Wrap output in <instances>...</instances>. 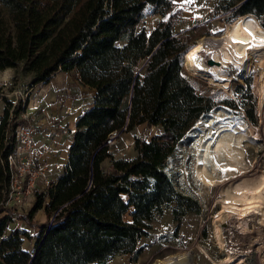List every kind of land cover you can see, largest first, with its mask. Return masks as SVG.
Here are the masks:
<instances>
[{
	"label": "trees",
	"instance_id": "obj_1",
	"mask_svg": "<svg viewBox=\"0 0 264 264\" xmlns=\"http://www.w3.org/2000/svg\"><path fill=\"white\" fill-rule=\"evenodd\" d=\"M0 3L8 14H0V72L22 68L35 86L48 84L59 72L77 71L82 83L97 91L92 110L77 122L65 172L47 192L37 194L29 212L30 224L41 210L47 218L32 252L23 248L24 239H33L27 232L6 235L13 216L0 205V264H106L119 255L137 259L143 253L139 241L170 206L178 234L185 217L201 212L199 202L179 192L166 171L180 142L218 108L234 113L243 109L257 123L252 77L245 87L235 86L231 98L219 91L199 93L184 73L185 63L189 66L211 51L222 36L188 44L175 35L172 18L160 21L150 33L139 29L149 8L165 17L173 7L171 0ZM218 9L228 14L229 24L251 16L264 30V0H220ZM191 72L224 89L232 83L231 77L206 68ZM0 97L5 102L0 120L1 203L7 185L2 161L14 146L7 131L27 123L20 119L27 108L22 102L14 107L3 87ZM143 124L162 131L150 140L138 138L134 158L114 160L104 170L102 164L110 157L104 146L108 136ZM131 209L132 220L127 222ZM242 264H258L255 254Z\"/></svg>",
	"mask_w": 264,
	"mask_h": 264
},
{
	"label": "rangeland",
	"instance_id": "obj_2",
	"mask_svg": "<svg viewBox=\"0 0 264 264\" xmlns=\"http://www.w3.org/2000/svg\"><path fill=\"white\" fill-rule=\"evenodd\" d=\"M171 1L173 7L165 17L157 14L154 8H149L139 29H145L150 33L160 21L172 18L175 21V35L183 37L188 44L197 45L204 38L222 36L211 51L189 66L185 63L184 73L195 83L199 93L207 94L209 90L219 91L231 98L234 97L235 86L245 87L246 80L252 77L251 93L256 97L254 113L257 123L251 122L243 109L234 113L227 108H218L204 116L180 142L166 169L177 190L199 202L200 214H190L185 217L178 234H174L176 223L172 215V206L165 208L164 214L156 216L151 224L148 237L139 241L138 247L143 248L139 258L119 255L106 264H208L209 262L242 264L252 253L255 254L258 264H264V94L260 97L258 89L262 85L264 88V59L260 64L256 56L246 55L241 59L231 56L224 36L239 19L229 24L226 21L228 14L218 9L220 0H193L191 3L187 0ZM0 14L8 18L7 11L1 3ZM235 32L247 34L249 39L250 25L243 24L242 27L233 28L230 34L232 38L237 36ZM201 35L203 36L200 37ZM237 38L243 47H248L247 41H243L244 38L239 36ZM210 60L213 63H210ZM198 68H206L215 75L223 73L231 77V86L224 89L221 85L212 84L193 75L191 70ZM78 76L77 71L69 72L64 76L60 75V78L55 77L57 84L53 83L61 96L69 95L67 96L68 104L71 106L69 113L74 112L76 94L73 90L69 93L67 88L63 89V87L67 83L75 84ZM30 79L31 75L25 73L22 68L0 72V86L4 87V94L8 100L14 103L18 99H27L26 108H35L36 114L40 115L43 111L39 110V107L45 105V93L41 84L32 86ZM5 84L6 86H3ZM75 86L79 93L80 88L77 84ZM87 98V100L92 98L91 91L87 92ZM63 99L58 100V103ZM58 103L47 102L46 107L43 108ZM247 105L250 107L249 103ZM1 107L5 108L2 97H0V109ZM53 117L52 121H55ZM161 131L160 127H150L146 124L136 126L129 132L121 131L116 142L108 147L110 157L103 162L102 168L107 171L114 160L134 158L135 141L138 138L150 140ZM221 143H230L236 149L234 153L238 155V160L251 166L250 173L244 175L249 177L253 185L242 184L240 189L234 188L232 184L245 176H237L238 174L233 176L234 172L224 171L235 169L237 165L227 163V159L218 158L217 146ZM209 178L212 180L207 182ZM226 192L231 194V200L228 199ZM31 207L21 206L22 209L11 214L12 223L6 233L10 235L16 230L31 235L33 239L31 241L24 239L23 246L29 252L34 250L35 237L40 233V224L47 222L46 217L37 215L30 224L27 217ZM131 211L132 209L125 215L127 222L132 220ZM204 229H206L205 235H203ZM211 255L218 260L216 262L211 260Z\"/></svg>",
	"mask_w": 264,
	"mask_h": 264
},
{
	"label": "crops",
	"instance_id": "obj_3",
	"mask_svg": "<svg viewBox=\"0 0 264 264\" xmlns=\"http://www.w3.org/2000/svg\"><path fill=\"white\" fill-rule=\"evenodd\" d=\"M9 70V69H8ZM69 72L57 73L53 78H60L59 76H64ZM56 78L51 80L48 84H42L43 92L45 93V105H41L39 110L42 109L43 113L38 115L36 114L35 108L27 109L26 116L28 117V122L32 123L37 128L36 142L39 147H48L49 154L47 156L48 162V181L50 183L57 182V180L63 175L66 170L69 154L71 150V146L74 142V135L76 131L77 122L80 117H82L85 113L92 110L95 98L97 95L96 89H92L86 85H84L78 76V80L75 81V84L80 88L79 93L77 92L78 88L75 86L73 82L67 83L64 88H67V91L70 93V90L74 91V112L69 113L71 106L69 103V99L67 98V94L61 96L57 86L53 84L56 83ZM57 84V83H56ZM44 85V86H43ZM3 86H6L3 85ZM2 87V86H0ZM4 89V87H3ZM91 91L92 98L87 100V92ZM63 99L61 103H58V100ZM58 104L53 105L48 108L46 107V103L56 102ZM66 102V103H65ZM65 103V104H64ZM63 104V105H62ZM4 113V107L0 109V120ZM53 118L59 117L60 121L55 123L52 121ZM49 201H47L48 203ZM41 215L42 217H46L44 210L39 211L35 216Z\"/></svg>",
	"mask_w": 264,
	"mask_h": 264
},
{
	"label": "built area",
	"instance_id": "obj_4",
	"mask_svg": "<svg viewBox=\"0 0 264 264\" xmlns=\"http://www.w3.org/2000/svg\"><path fill=\"white\" fill-rule=\"evenodd\" d=\"M18 102H22L23 107L26 108L27 99H18L14 102V107ZM26 112L20 115V119L27 121V123L7 131V138L14 141V146L5 161H2V164L6 166L7 185L3 191L4 198L0 205L5 209V213L9 214L22 209L21 206L33 207L37 194L47 192L51 185L47 177L49 166L47 156L50 149L46 146L39 147L37 145V128L28 122ZM12 119L13 111L10 113V123ZM59 121L60 118L56 117L55 123ZM121 131L111 133L104 146L113 145L119 138Z\"/></svg>",
	"mask_w": 264,
	"mask_h": 264
},
{
	"label": "bare ground",
	"instance_id": "obj_5",
	"mask_svg": "<svg viewBox=\"0 0 264 264\" xmlns=\"http://www.w3.org/2000/svg\"><path fill=\"white\" fill-rule=\"evenodd\" d=\"M243 24L250 25L251 35H249V39H247V37H248L247 34H243V33L237 34V32H235V34L237 36L235 38H232L230 36V34L232 33L233 28H238V26L242 27ZM238 36L240 38H244L243 41H247V43H248L247 44V46H248L247 48L243 47L240 44V42H239L240 40H239V38H237ZM224 39H225V42H226V44H227V46L229 48L231 56L236 57L237 59L244 58L246 55L247 56H256L258 58V61L260 62V64L263 62V59H264V30L260 28V26L258 25L257 21H255L253 17L245 16V17L240 18L238 20V23H236L234 25V27H230L229 28L227 34H225V36H224ZM253 45H255V46H253ZM259 48H260V51H259ZM209 65H213V64H209ZM258 89H259L260 97H263V94H264L263 85L260 86ZM235 150L236 149L234 147H232V145L230 143H221L220 145L217 146V152L219 153L218 158L220 160L227 159L228 160L227 163H230V164L234 163V164L237 165V168H235L234 171H231V172H234V173H232L233 176L236 175V174H238L237 176H241V175L250 173L251 166L249 164L241 163L238 160V155L236 153H234ZM211 180L212 179L209 178V180L207 182H210ZM242 184H245V186L246 185L249 186V185L252 184V182H251V180L249 179L248 176H245V177H243V179L237 180V182L233 183L232 185L234 186L235 189H240V186ZM226 194L229 197L228 199H230L231 198V194L227 193V192H226ZM234 198H235V196H234ZM237 202L240 203L241 201H237ZM217 231H219V230H217Z\"/></svg>",
	"mask_w": 264,
	"mask_h": 264
},
{
	"label": "snow or ice",
	"instance_id": "obj_6",
	"mask_svg": "<svg viewBox=\"0 0 264 264\" xmlns=\"http://www.w3.org/2000/svg\"><path fill=\"white\" fill-rule=\"evenodd\" d=\"M187 2L191 3V2H193V0H187ZM253 46H255V45H253ZM224 171H234V169H226Z\"/></svg>",
	"mask_w": 264,
	"mask_h": 264
},
{
	"label": "water",
	"instance_id": "obj_7",
	"mask_svg": "<svg viewBox=\"0 0 264 264\" xmlns=\"http://www.w3.org/2000/svg\"><path fill=\"white\" fill-rule=\"evenodd\" d=\"M210 63H213L212 61H210Z\"/></svg>",
	"mask_w": 264,
	"mask_h": 264
}]
</instances>
